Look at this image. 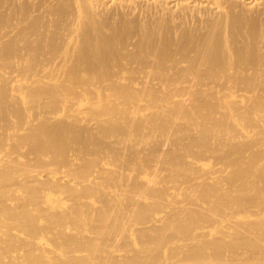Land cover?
<instances>
[{
    "label": "bare ground",
    "instance_id": "1",
    "mask_svg": "<svg viewBox=\"0 0 264 264\" xmlns=\"http://www.w3.org/2000/svg\"><path fill=\"white\" fill-rule=\"evenodd\" d=\"M0 264H264V0H0Z\"/></svg>",
    "mask_w": 264,
    "mask_h": 264
}]
</instances>
